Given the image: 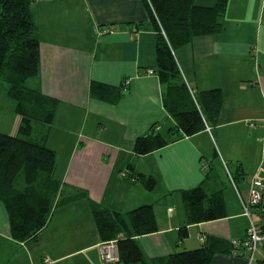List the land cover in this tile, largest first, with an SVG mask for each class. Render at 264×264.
I'll return each instance as SVG.
<instances>
[{"label":"crops","instance_id":"crops-1","mask_svg":"<svg viewBox=\"0 0 264 264\" xmlns=\"http://www.w3.org/2000/svg\"><path fill=\"white\" fill-rule=\"evenodd\" d=\"M33 15L40 67L28 85L57 101L45 129L46 143L57 153L59 198L85 196L56 207L38 238L27 242L11 237L0 202V264H125L103 261L93 204L121 213L155 205L160 230L137 237L149 260L199 248L202 236L205 243L243 239L248 219L227 168L233 177L237 170L243 173L235 182L245 200L252 178L264 180V0H228L219 34L175 48L188 87L195 92L220 88L222 111L215 125L193 135L175 132L182 137L145 155L134 152L135 140L155 124L159 132L164 126L168 131L176 121L165 108L159 76L148 73L157 64V32L143 0H39ZM96 85L124 91L118 102L109 103L92 93ZM3 95L9 108L12 104L14 121L16 103L8 86ZM17 121L0 131L15 134ZM129 165L155 177V188L135 181ZM199 185L208 193L222 191L226 215L190 224L181 241L179 230L186 224L182 192ZM211 264L247 261L216 253Z\"/></svg>","mask_w":264,"mask_h":264},{"label":"trees","instance_id":"trees-1","mask_svg":"<svg viewBox=\"0 0 264 264\" xmlns=\"http://www.w3.org/2000/svg\"><path fill=\"white\" fill-rule=\"evenodd\" d=\"M37 1L0 0V81L7 84L20 118L15 134L0 131V202L8 214L11 237L18 242L36 240L56 207L85 196L59 198L61 182L55 177L57 153L47 145L45 129L53 121L57 101L28 85V80L38 75L40 67V40L33 15ZM143 2L157 32L154 72L163 85L165 108L175 118L176 125L167 131V136L156 131V124L153 125L148 134L135 140L133 150L137 155L148 154L179 139L181 135L175 136V132L193 135L207 124L217 123L223 107L222 90L213 88L192 93L181 74L174 50L195 37L219 34L228 6V0H215L213 5H199L196 0ZM123 91L122 87H92L97 98L109 103L118 102ZM129 169L135 181L148 190L155 188V177L136 171L133 165H129ZM242 174L237 170L234 179ZM182 196L186 224L179 230L181 241L188 235L190 224L226 215L221 190L208 193L199 185L184 190ZM260 205L264 214V198ZM93 216L100 239L103 242L116 240L118 261L125 264H211L216 253L241 256L243 252L241 246L233 243L240 239H214L208 243L201 241L199 248L182 249L149 260L137 237L160 230L155 205L144 204L121 213L93 204Z\"/></svg>","mask_w":264,"mask_h":264},{"label":"built area","instance_id":"built-area-1","mask_svg":"<svg viewBox=\"0 0 264 264\" xmlns=\"http://www.w3.org/2000/svg\"><path fill=\"white\" fill-rule=\"evenodd\" d=\"M148 73L154 74L155 72L150 69ZM191 92L194 93L192 90ZM155 129L159 131L160 126H155ZM208 129L210 128L208 127ZM227 171L241 201L243 215L246 216L249 221L245 237L240 240H234L233 243L235 246H241L243 252L241 251L240 255L246 258L247 264H264V214L263 207L260 205L264 198V180L257 175L252 178L248 189V198L245 200L228 168ZM205 240L206 237L202 236L201 241L204 242ZM100 252L105 263L119 260L116 240L101 243ZM44 261L50 263L51 259L45 257Z\"/></svg>","mask_w":264,"mask_h":264},{"label":"rangeland","instance_id":"rangeland-1","mask_svg":"<svg viewBox=\"0 0 264 264\" xmlns=\"http://www.w3.org/2000/svg\"><path fill=\"white\" fill-rule=\"evenodd\" d=\"M6 87H7V84L3 81H0V128L5 129V130H6V128L8 129L11 126H13V122L15 121V117H18V121H17L18 124L17 125H19V120H20L19 115L15 111L14 121H13V113L11 111V105L12 104L10 103V108H9V105L7 104V96L3 95V91L6 89ZM17 128H18V126H17ZM160 132L164 136H167V126H164V128ZM61 163H63V162L61 161ZM231 187H233V186L231 185ZM233 189H234V187H233Z\"/></svg>","mask_w":264,"mask_h":264}]
</instances>
